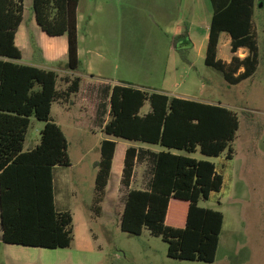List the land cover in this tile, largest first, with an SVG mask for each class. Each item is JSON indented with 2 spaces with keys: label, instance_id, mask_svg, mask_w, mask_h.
<instances>
[{
  "label": "trees",
  "instance_id": "16d2710c",
  "mask_svg": "<svg viewBox=\"0 0 264 264\" xmlns=\"http://www.w3.org/2000/svg\"><path fill=\"white\" fill-rule=\"evenodd\" d=\"M24 0H0V224L2 242L9 245L68 249L73 242V217L58 211L54 199L55 167H69L67 140L51 118L54 102H67L79 91L80 78H59L51 70L19 64L15 43L23 20ZM79 0H32L35 20L52 38L67 36L68 69L79 68L77 7ZM204 64L221 73L230 85L250 78L258 66L253 30L255 0H210ZM222 33L230 37L233 57L218 59ZM246 49L247 55L235 54ZM66 85L56 89L57 81ZM108 118L100 144V162L94 180L91 210L101 216L116 150V139L160 146L148 152L152 177L147 190L132 189L136 147L125 150L121 185L128 189L120 229L135 236L144 228L167 244L170 259L211 264L216 258L223 214L202 208L219 193L223 178L210 158L233 157L239 128L236 113L221 105L169 97L128 83L108 88ZM148 103L150 110L141 114ZM104 104V103H103ZM105 105V104H104ZM44 122L39 144L24 152L30 118ZM206 159H197L195 154Z\"/></svg>",
  "mask_w": 264,
  "mask_h": 264
},
{
  "label": "rangeland",
  "instance_id": "374dc122",
  "mask_svg": "<svg viewBox=\"0 0 264 264\" xmlns=\"http://www.w3.org/2000/svg\"><path fill=\"white\" fill-rule=\"evenodd\" d=\"M23 5V20L16 34V45L23 56L22 64H39L42 56L51 53L58 59L54 64L60 70L58 75H62L68 70L64 49L67 36H47L36 23L32 0H24ZM120 18L135 31L134 40L122 48L130 52L132 60L129 63L135 68L126 67V61L118 55L111 58L110 45L96 49L94 61H104L102 65L105 69L110 66L106 64L112 63L111 67L118 70L120 78L142 79L151 62L148 58L156 55L159 73L165 72V90L175 94L185 93L237 114L239 128L232 144L233 157L225 160V172L232 173L234 191L225 187L221 194L214 193L207 201H200L199 206L225 214L229 212L230 216L240 221L233 234L221 235L216 258L211 264H264V0H255L254 8L257 70L237 85L228 84L221 73L204 64L207 45L204 16L190 30L195 48L183 44L179 51H169V44L162 41L149 42L153 38L149 32L156 31L150 27L144 14L123 12ZM199 48L202 49L201 55ZM247 53L246 49H240L235 55L244 58ZM232 57L230 37L223 33L219 40L218 58L227 64ZM98 85L88 89L85 83L81 84L78 94L72 95L67 102H54L51 108L53 122L66 137L71 164L56 168L53 175L55 198L73 217L74 237L70 248L50 250L5 244L0 224V264H208L168 258L167 244L161 238L152 236L146 228L139 236L120 229V216L128 194V189L121 185L125 150L134 146L141 152L142 160L135 166L131 188L147 190L152 177L147 155L148 152L163 150L160 146L115 140L116 151L102 204L103 213L99 217L93 214L91 204L101 158L100 144L107 138L102 133V127L109 109L107 84L99 81ZM65 88L66 85L58 80L56 89L62 91ZM149 110L150 106L146 103L141 114ZM44 124L34 117L30 118L24 152L39 144ZM194 156L201 157L199 153ZM214 162L221 168L219 160ZM237 180L241 188L238 193Z\"/></svg>",
  "mask_w": 264,
  "mask_h": 264
},
{
  "label": "crops",
  "instance_id": "0c3cea01",
  "mask_svg": "<svg viewBox=\"0 0 264 264\" xmlns=\"http://www.w3.org/2000/svg\"><path fill=\"white\" fill-rule=\"evenodd\" d=\"M123 12H127L130 14H144L147 17L146 21L148 22L150 27H154V30L156 31V33L154 31L149 32V36L153 37L149 42L159 43V41H162L163 43L169 44V51H179L183 44H187L189 45V47H192L194 49L195 44L191 38L190 30L195 26V23L200 19V17L204 16V28L206 30L205 37L207 38L208 42L209 25L213 15V8L210 0H79L77 7V37L78 58L80 65L79 68L74 72L68 69L67 71L63 72L62 75H58L59 78H80L81 81L79 91L76 94L81 91V84L85 83V86L88 89H92L96 88V86L99 84V81H105L108 88H112L113 86L118 84L128 83L135 86L136 88L148 92H155L167 95L169 97H178L209 104L208 102L198 100V98L189 96L185 93L175 94L173 92L165 90L163 88L165 72L161 73L160 71L159 73V66L157 65L158 58L156 55H151L148 58L149 60H151V62L149 64V67L147 68L146 74L142 79L128 77L120 78L118 70L111 67L112 63L106 64L107 67L109 65L110 66L108 69H105V67H103L104 65H102L104 61L102 63L94 61L93 55L96 49H104V46L107 47L108 45H110L112 54L111 58L118 55L124 61H126L125 66L130 65V69L135 68L134 64L129 63L132 60L129 54L130 52H128V50L126 49H122L123 45L131 43L134 40L133 38L135 36V31L132 28H128L126 21L120 18V15ZM81 29L83 32L82 35H80ZM158 38H160V40H158ZM64 49L66 50L67 54V44L66 47L64 46ZM201 51L202 49L199 48L198 53L200 55L202 53ZM57 60L58 59H56L55 55L50 53L49 55H44V57L42 56V58H40L39 64H31L30 66H34L44 70H51L58 74L60 73V70H58L57 66H55L54 64ZM22 61L23 56L20 61H17V63L22 64ZM110 67L112 69L111 71ZM175 86H177V84H175ZM82 102L84 103L85 101L83 100ZM197 159L206 158L201 156ZM208 160L214 163L217 174L221 175L223 178V184L219 194L223 192V189L225 187L227 189L232 188L231 190H233L234 187L232 186H234V183L231 178L232 173H228L227 171L225 172V160H227L225 154L221 155L218 158H210ZM214 160L220 161L219 165L221 168H218L216 166ZM56 168L58 167H55L53 169V175ZM239 189L241 188L239 187L237 180V193ZM227 192H229V190ZM212 196H214V193H212L209 198H211ZM54 199L55 207L58 211H68L65 210L61 202H58V200L55 198V180ZM222 214L223 225L221 235H227L229 233L233 234L234 230L240 225L239 219L237 217L230 216L229 212H227V214L222 212Z\"/></svg>",
  "mask_w": 264,
  "mask_h": 264
}]
</instances>
